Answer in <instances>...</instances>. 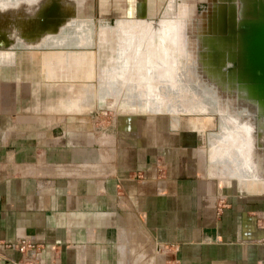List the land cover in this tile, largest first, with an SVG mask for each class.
<instances>
[{
  "label": "crops",
  "instance_id": "1",
  "mask_svg": "<svg viewBox=\"0 0 264 264\" xmlns=\"http://www.w3.org/2000/svg\"><path fill=\"white\" fill-rule=\"evenodd\" d=\"M144 3L106 0L115 20L148 18L136 15ZM20 48L0 61V264H133L139 230L172 264H264V187L202 173L195 134L162 117L131 115L110 129L49 118L55 105L91 107L94 92L72 81L86 74L81 55ZM50 76L69 81L53 85L61 93L48 106ZM122 94L117 105L139 108ZM21 238L41 245L30 261L6 245Z\"/></svg>",
  "mask_w": 264,
  "mask_h": 264
},
{
  "label": "rangeland",
  "instance_id": "2",
  "mask_svg": "<svg viewBox=\"0 0 264 264\" xmlns=\"http://www.w3.org/2000/svg\"><path fill=\"white\" fill-rule=\"evenodd\" d=\"M3 1L0 31L6 30L11 36L9 40L15 41L11 48L0 44V58L8 53L10 57L14 56L21 50V44L31 47L43 39L32 51L43 48L48 50V56L52 53L81 55L78 63L86 74L81 72L80 78L72 81H79L81 88L88 87L94 92L90 94V99L95 96L91 107L58 110L54 109L55 105L47 109L49 118H62L64 126L76 123L79 127L95 126L97 129L116 127L120 119L131 115L162 117L171 121L172 126H175L171 120L174 118L177 120L175 128L183 133L191 129L196 137L194 148L202 145L207 153L202 157L196 150V162L199 161L196 165L202 173L207 174L205 169L209 166L213 167L214 175L220 173L218 171L232 175L230 171L240 168L238 163L244 162L246 152V171L264 179V81L248 59L254 37L252 29L261 24L264 0H144L146 11L136 15L148 18L127 19L121 23L119 19L115 20L120 14L107 9L106 0H62L66 4L72 1L76 17L61 32L56 33L64 20L56 28L58 30L41 32L42 38L37 35L40 41L31 43L23 42L19 37L15 19L30 13L37 16L34 9L46 0H40V4L27 3L29 7L13 14L10 24H3V18L12 16L11 4L6 2L11 0ZM70 13L72 16L73 12ZM247 19V23L252 22L249 25L251 31L244 28L243 22ZM5 25L9 27L5 28ZM239 25L243 29H239ZM143 42L140 46L144 47V53L143 47H140V54L135 53L139 43ZM71 63L69 60H49L48 66L54 65L55 69L58 64L56 69L64 66L67 70ZM64 81L69 80L60 76L45 78L46 88H42V93L47 104L55 103L61 92L54 86ZM111 86H115V93L107 94ZM122 92L126 101L139 100V108L117 105ZM207 115L208 118L212 115L213 119H206L210 128L204 129L205 141L201 144L199 129L193 122L204 125ZM232 132L236 138L238 134H247L245 141L240 145L236 138L223 136ZM209 134L217 139L211 141ZM138 238L139 244L135 246L139 251L134 253L133 264H172L163 248L153 243L145 232L139 230Z\"/></svg>",
  "mask_w": 264,
  "mask_h": 264
},
{
  "label": "bare ground",
  "instance_id": "3",
  "mask_svg": "<svg viewBox=\"0 0 264 264\" xmlns=\"http://www.w3.org/2000/svg\"><path fill=\"white\" fill-rule=\"evenodd\" d=\"M39 1L40 0H15V1H6V2H8V4H11V9H13V11L11 12L12 13V16H11V18H7L6 16L3 18V24H10L12 21H13V17H14V15H16L17 13H18V11L20 10V9H22L23 7H25L26 5H27V3H29V2H32V3H39ZM50 1L51 0H46V1H44L43 3H39L40 5H39V7H37L36 9H34V11L37 13V14H39V12L41 11V9H42V7H44V6H46L48 3H50ZM59 1V0H58ZM4 1L3 0H0V7H2L3 5H4V3H3ZM42 2V1H41ZM60 2V4L61 5H63L62 6V8L64 9V5H67V4H69L70 6H72L73 5V3H72V1L71 2H67V4H66V2L64 3V1H59ZM75 2V1H74ZM7 4V5H8ZM31 5V4H30ZM212 5H213V2H212ZM222 5V4H221ZM26 7H29V6H26ZM73 7V6H72ZM5 8H6V5H5ZM34 8V7H33ZM75 8V7H74ZM31 10H32V8H31ZM73 11V10H72ZM27 13V12H26ZM14 14V15H13ZM35 14V13H34ZM71 14V13H70ZM222 15V14H221ZM29 16H31V18L28 20V22L24 25V26H22V29L21 28H19V29H17V27L15 28V29H17L18 30V32H19V37H22V39H23V42L25 41V42H27V43H31L32 41H37V39H38V36L37 35H40L41 36V38H42V35L41 34H43L44 33V31L46 32V30H48V31H51V32H55L56 30H58V29H56L57 27H59L60 26V24L63 22V20H64V24L59 28V30L58 31H56V33H59V32H61V30H62V28L65 26V25H68L69 23H71V21L76 17V14H75V11H73V13H72V16L70 15L69 16V14L68 15H65L64 17H63V20H61V21H59V22H57V23H55V22H53V23H50L49 22V24H50V26H47V27H45V28H41L40 27V25L36 22V21H38V17H39V15H37V16H35V15H32L31 13H30V15ZM27 17H28V15H27ZM24 17H18V18H16L15 20H16V24H15V26H17L18 24H19V20L20 19H23ZM65 18H66V21H65ZM250 18V17H249ZM36 20V21H35ZM120 20V23L124 20V22H126V20L127 19H119ZM247 21H248V19L247 20H245L244 22H243V24H252L251 23V21H249L248 23H247ZM39 22V21H38ZM113 22V21H112ZM124 22H123V24H124ZM169 24V23H168ZM261 25V24H260ZM167 26V25H166ZM252 26V25H251ZM5 28H7V27H9V26H7V25H5L4 26ZM239 29H240V27H239ZM238 29V30H239ZM237 30V31H238ZM247 30V29H246ZM249 30V29H248ZM254 30V29H253ZM6 30H3V31H0V44H4V43H7V42H11L12 40H9L8 38H7V33L5 32ZM165 31V30H164ZM237 31H234V32H237ZM41 32H43V33H41ZM56 33H54V34H49V35H47V37L46 38H49V36H51V35H55ZM248 33H249V31H248ZM48 34V33H47ZM24 35V36H23ZM40 38V37H39ZM243 38V37H242ZM8 39V40H7ZM26 39V40H25ZM39 41H40V39H38ZM45 39H43L42 41H40L39 43H37L35 46L37 47V46H39V45H41L42 44V42L44 41ZM150 40H154V39H150ZM149 40V41H150ZM159 40V39H158ZM147 42V41H146ZM21 43V42H20ZM36 43V42H35ZM145 42H143V43H139V50L138 51H136L137 49H133V51H136L135 53H137V54H140V50L142 49H140V47H143V46H140V45H142V44H144ZM160 45V44H159ZM35 46H31V47H35ZM4 47V46H3ZM144 47H143V51H142V53H144ZM13 50L12 49H10V52H12ZM9 54V53H8ZM5 55V56H3V57H1L0 59V61H2V60H5V59H7V57L9 56V55ZM252 64V63H251ZM150 68V67H149ZM154 72V71H153ZM260 78V77H259ZM262 83V82H261ZM263 85V84H262ZM262 87V86H261ZM262 89H263V87H262ZM209 117L210 118H208V115L204 118V121L206 122V124H204V125H199L200 123L197 121V122H193V124H194V126L195 127H197L198 129H199V142L202 144V141H205L204 140V129H207V128H210V124H209V120L212 118L213 119V117H212V115H209ZM206 119H209V120H206ZM172 120V122L174 123V125L176 126L177 125V120L176 119H171ZM221 123H224V122H220V124ZM193 127V126H192ZM215 128H217V127H215ZM214 128V129H215ZM218 129V128H217ZM214 132V131H213ZM209 133V132H208ZM244 133V132H243ZM214 135H216V134H214ZM225 135H227V136H229V137H232V138H236V134H235V132H232L231 134H223V136H225ZM242 136H240L239 134H238V138H236V141H238L239 143H240V145L242 144V142L243 141H245V137L247 136V134L245 135V133L244 134H241ZM222 136V135H221ZM252 137V136H251ZM202 138H203V140H202ZM217 139L215 136H212L211 134H209V136H208V139H210L211 141H213L212 139ZM242 138V139H241ZM234 139L232 140V143L234 142ZM209 140V141H210ZM222 141H224L223 140V138L221 139ZM228 140H230V139H228ZM231 143V142H230ZM202 145H200V147H201ZM201 148H203V147H201ZM244 152H245V150H244ZM245 154L247 155V153L245 152ZM246 155H245V160H243L244 162H242V163H238L239 164V167L240 168H237V169H234V171L233 170H231L230 172L232 173V175H225L224 174V172L223 171H218V172H220V173H216L215 175L213 174L214 173V169H213V167H209V166H207L208 167V170L210 171V173L212 174V175H214V176H219V177H221V178H231V177H235V178H237L239 181H240V183L241 184H243V185H247V184H254V186L255 187H261V188H263L264 187V179L263 180H260V175H257V174H254V172H252V171H250V172H248V171H246V165H245V162H247L246 161ZM209 157V156H208ZM233 160V159H232ZM234 161V160H233ZM236 162V161H235ZM242 169V170H241ZM241 170V171H240Z\"/></svg>",
  "mask_w": 264,
  "mask_h": 264
},
{
  "label": "water",
  "instance_id": "4",
  "mask_svg": "<svg viewBox=\"0 0 264 264\" xmlns=\"http://www.w3.org/2000/svg\"><path fill=\"white\" fill-rule=\"evenodd\" d=\"M62 6L63 5H61L58 0H51L50 3L42 7L41 11L39 12L38 14L39 22L36 20L35 21L40 25L41 28H45L47 26H50L49 22L57 23L63 20V17L65 15H68V14L71 15L70 11L72 10L75 11L77 14L76 8L70 6L69 4L64 5L65 6L64 9L62 8ZM249 25L250 24H247V25L245 24V27H244L245 30L249 29L251 31L252 27H250ZM239 27L242 28L241 25H239ZM252 32H253V29H252ZM253 35L254 37L252 40L253 42L252 49H251L250 56L248 57V59L252 61V67L257 69V71L261 74V75L258 74L259 77L262 79V81H264V11H263L261 25H259L258 27H254ZM14 41L15 40L13 39L12 42L10 43L9 42L4 43L3 46L8 47V48L14 47L12 46ZM22 46H25V45H22Z\"/></svg>",
  "mask_w": 264,
  "mask_h": 264
},
{
  "label": "built area",
  "instance_id": "5",
  "mask_svg": "<svg viewBox=\"0 0 264 264\" xmlns=\"http://www.w3.org/2000/svg\"><path fill=\"white\" fill-rule=\"evenodd\" d=\"M6 245L9 247H14V248L18 249L20 252L25 253L26 256L23 259V261L32 260L33 258H31V257H35L34 252L36 250L40 249V246H41L40 244L29 241L26 238L16 239L12 242H7ZM29 251H32V252L28 253Z\"/></svg>",
  "mask_w": 264,
  "mask_h": 264
}]
</instances>
